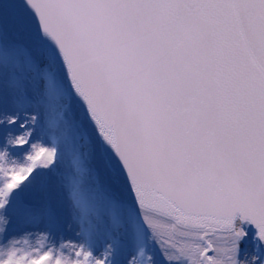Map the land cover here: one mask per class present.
I'll list each match as a JSON object with an SVG mask.
<instances>
[{
  "label": "snow or ice",
  "instance_id": "snow-or-ice-1",
  "mask_svg": "<svg viewBox=\"0 0 264 264\" xmlns=\"http://www.w3.org/2000/svg\"><path fill=\"white\" fill-rule=\"evenodd\" d=\"M0 264H264V0H0Z\"/></svg>",
  "mask_w": 264,
  "mask_h": 264
}]
</instances>
